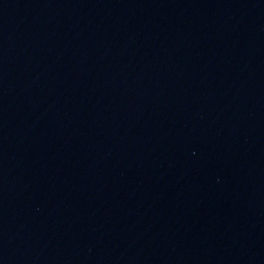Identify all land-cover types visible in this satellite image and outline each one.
I'll list each match as a JSON object with an SVG mask.
<instances>
[{
  "label": "water",
  "instance_id": "95a60500",
  "mask_svg": "<svg viewBox=\"0 0 264 264\" xmlns=\"http://www.w3.org/2000/svg\"><path fill=\"white\" fill-rule=\"evenodd\" d=\"M0 264H264V0H0Z\"/></svg>",
  "mask_w": 264,
  "mask_h": 264
}]
</instances>
